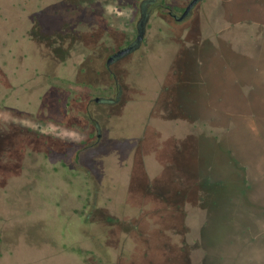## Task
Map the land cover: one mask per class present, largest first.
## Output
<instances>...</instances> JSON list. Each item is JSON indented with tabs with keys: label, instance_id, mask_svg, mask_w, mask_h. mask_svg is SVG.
Listing matches in <instances>:
<instances>
[{
	"label": "rangeland",
	"instance_id": "obj_1",
	"mask_svg": "<svg viewBox=\"0 0 264 264\" xmlns=\"http://www.w3.org/2000/svg\"><path fill=\"white\" fill-rule=\"evenodd\" d=\"M140 17L0 0V264H264V0Z\"/></svg>",
	"mask_w": 264,
	"mask_h": 264
},
{
	"label": "flooded vegetation",
	"instance_id": "obj_2",
	"mask_svg": "<svg viewBox=\"0 0 264 264\" xmlns=\"http://www.w3.org/2000/svg\"><path fill=\"white\" fill-rule=\"evenodd\" d=\"M179 1V0H135V7L139 10L140 12V19L138 20L137 23V31L135 34L132 35V37H130V39H127V41L123 44H121L120 46L114 48L111 50V52L109 53V56L106 60V67L108 70H112V66L116 63H118L119 61H121L123 58L127 57V56H131L134 54H139V55H145L147 54L149 48H148V29L150 26V23L155 19H158V17H160V15H168L169 17H171L173 20L175 21H181V20H185L186 18H188L193 10V8L187 13V15L180 19L181 16L183 15V13L185 12L189 2L191 0H189V2L187 3L184 11L179 14L174 7V2ZM201 1V0H200ZM130 3H127V5H129ZM139 33H141L142 39L138 42V44L136 45V47L131 50L130 52H128L127 54L118 57V58H114V60H112L111 62L108 63V59L111 55H113L115 52H117L118 50L128 46L129 44L135 42L137 40V37L139 35ZM99 98H97L98 100Z\"/></svg>",
	"mask_w": 264,
	"mask_h": 264
},
{
	"label": "water",
	"instance_id": "obj_3",
	"mask_svg": "<svg viewBox=\"0 0 264 264\" xmlns=\"http://www.w3.org/2000/svg\"><path fill=\"white\" fill-rule=\"evenodd\" d=\"M200 0H191L185 10V12L183 13V15L181 16L180 19L184 18L187 13L192 9L194 8V6L199 2ZM142 34L139 33L138 37H137V40L131 44H129L128 46L118 50L117 52H115L113 55H111L108 59V63L111 62L112 60H114V58H118V57H121L125 54H127L128 52H130L131 50H133L136 45L138 44V42L142 39Z\"/></svg>",
	"mask_w": 264,
	"mask_h": 264
},
{
	"label": "trees",
	"instance_id": "obj_4",
	"mask_svg": "<svg viewBox=\"0 0 264 264\" xmlns=\"http://www.w3.org/2000/svg\"><path fill=\"white\" fill-rule=\"evenodd\" d=\"M244 110H245V109H243V110H242V112H243ZM247 114H249V115H250V113H249V112H248Z\"/></svg>",
	"mask_w": 264,
	"mask_h": 264
}]
</instances>
